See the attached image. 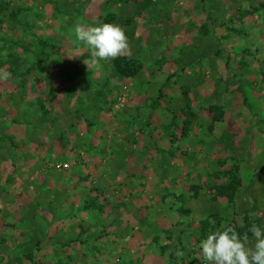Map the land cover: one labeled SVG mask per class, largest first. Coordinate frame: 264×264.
Instances as JSON below:
<instances>
[{"label": "rangeland", "instance_id": "rangeland-1", "mask_svg": "<svg viewBox=\"0 0 264 264\" xmlns=\"http://www.w3.org/2000/svg\"><path fill=\"white\" fill-rule=\"evenodd\" d=\"M93 22L119 25L129 44L99 69L74 43ZM0 37V70L12 73L0 81V264H208L210 231L264 227V0H0ZM67 66L62 102L79 99L64 119H95L94 152L82 128L72 160L28 165L7 134L33 113L12 106L28 73L58 86ZM75 166L96 177H68ZM45 167L50 192L34 184Z\"/></svg>", "mask_w": 264, "mask_h": 264}, {"label": "crops", "instance_id": "crops-1", "mask_svg": "<svg viewBox=\"0 0 264 264\" xmlns=\"http://www.w3.org/2000/svg\"><path fill=\"white\" fill-rule=\"evenodd\" d=\"M13 18V16H12ZM15 23V22H14ZM11 24V23H9ZM21 32L28 34L34 31L32 30H24V28L20 30ZM42 31V30H41ZM40 31H37V34L39 35ZM36 34V33H35ZM0 39H3L0 37ZM10 37H8L6 39L9 40ZM8 42V41H7ZM40 44V43H39ZM61 45L62 44H57L56 46V50H61ZM41 48H45L46 44H41L40 45ZM25 48V47H24ZM26 50V48L24 49ZM72 53V52H71ZM69 58V59H68ZM73 60L74 58H72L71 56L69 57H65L64 58H60V62L63 63L62 65H73ZM46 61V60H45ZM39 62H41V59H39ZM36 65V64H35ZM67 66L65 67V69L63 68V70H61V73L59 74L58 79L61 81V83H59L60 85L56 86V85H52V84H48L47 83V70L44 72V77L41 76H37L36 74L33 73H28V75H26V77L24 78L25 82H28V85L23 86L20 90L24 93L23 96L26 95V99L23 101L21 109L17 108L18 106H12V110L17 109L18 113H33V115L29 114V119L28 117H25V120L23 121H16L17 124H14V126L10 127V134H7V138H9L8 140H10L11 138H15V140L17 141L16 145H22L21 148V152L24 155V159L25 161H27V164H33L35 167L38 166V164H40L43 160L45 162H47L46 160H60V164H62L63 162H61L62 160H72L73 159V154L74 152L72 151V149H70V146L76 145L78 143V133L76 132V130L80 129L85 131V133H80V137H83L82 142H85L87 144V149L88 152H94V147L96 145V139H95V135H94V130L96 127V123H95V119L94 120H89L88 122H85L84 119H81V122H79L78 124L74 121H68L65 120L64 118L68 117L70 112H72L69 108L72 107L73 105L71 103H77L78 101V97L76 96L75 98H71L74 101L70 100V104H66V102H62L61 96H60V92H67L68 89H71L73 86L71 84H69L70 82L72 83V81H67L65 79V77H70L69 74L67 75V71L69 72V67ZM33 67H31L32 69ZM40 72V71H39ZM76 77H79L78 74H76ZM93 76V75H92ZM98 77V76H97ZM97 77H91L92 80H98ZM45 82V83H43ZM78 85V84H75ZM21 87V86H20ZM78 87V86H76ZM78 89H80L78 87ZM78 89H75L76 91H78ZM17 90L10 88V90L8 92V94L12 93V92H16ZM10 92V93H9ZM52 98L54 100H51L53 102H51L49 100V98ZM56 97H60L59 98V103L56 99ZM57 102V104H56ZM70 106V107H69ZM135 112L138 111L139 106L135 107ZM11 110V109H10ZM45 117H49L51 120L49 123H43L42 119ZM70 117V116H69ZM77 119V118H75ZM63 120H65L66 122H64L63 126L64 128L61 127V130H64V133L61 134H56V132H51V128L53 126L54 123V127L56 126L57 122H62ZM73 120V118L71 119ZM38 121V122H37ZM41 122V123H40ZM83 122L85 123L84 126L82 125ZM98 122V121H97ZM70 123V125H69ZM41 127L44 130H49L50 132H41ZM78 127V128H77ZM76 128V129H74ZM15 129H21V133H18V136H14L13 134L11 135V133H13L15 131ZM25 129H29V131H31L34 136H30V132L25 133ZM55 129H58L57 127H55ZM75 130V131H74ZM93 133V134H92ZM14 136V137H13ZM81 141V140H80ZM81 142V143H82ZM9 144V143H8ZM0 145H6L7 144L1 142ZM0 148H2L0 146ZM44 163V162H43ZM51 166V165H48ZM66 166V165H64ZM63 166V167H64ZM68 166V165H67ZM66 166V167H67ZM8 169L11 167H7ZM38 172L36 171L34 174L37 178V175L41 174V178L39 179V181L37 180V183H34L36 185H38V187H40V189H42L45 192H50L51 190H49L51 185L45 186V183L48 181L47 178L48 175L51 173H55L56 170H50L48 168H43V169H39L37 168ZM10 170V169H9ZM26 172L22 171L24 173V177H27L28 174L30 173L29 169H24ZM82 169L78 168L75 166V168L70 169L67 172V176L71 177V178H81L83 179V177H96L93 172L95 170H85V171H81ZM35 171V170H34ZM46 171V172H45ZM9 172H13V170L8 171ZM86 173V174H85ZM89 173V174H88ZM96 173V172H95ZM6 175V174H5ZM54 176V174H53ZM91 177V178H92ZM91 178H87L86 182L83 183L88 185V180H91ZM44 179V180H43ZM68 179V178H67ZM66 180V179H63ZM69 180V179H68ZM31 180H29V184H31L30 182ZM93 181L95 182L96 180L93 179ZM64 181H62L63 183ZM67 182V181H66ZM59 184H57V187L60 188L61 186H63L62 184H60L61 182H58ZM70 185H73L75 183V181L70 180ZM79 182L77 181V184ZM90 183V182H89ZM83 184V185H84ZM32 185V184H31ZM83 185H81V187H83ZM79 187V185H77L76 187L73 188V193L71 198L76 199V197L78 199H80L78 196L81 193V190H84V188ZM49 190V191H48ZM70 198V201H71Z\"/></svg>", "mask_w": 264, "mask_h": 264}, {"label": "clouds", "instance_id": "clouds-1", "mask_svg": "<svg viewBox=\"0 0 264 264\" xmlns=\"http://www.w3.org/2000/svg\"><path fill=\"white\" fill-rule=\"evenodd\" d=\"M74 36V43L89 49L88 64L95 69L101 67V61L108 62L129 47L124 30L113 23L78 24ZM11 78L10 71L0 70V81ZM199 250L208 264H264V227L253 223L241 235L230 223L221 225L199 242Z\"/></svg>", "mask_w": 264, "mask_h": 264}, {"label": "trees", "instance_id": "trees-1", "mask_svg": "<svg viewBox=\"0 0 264 264\" xmlns=\"http://www.w3.org/2000/svg\"><path fill=\"white\" fill-rule=\"evenodd\" d=\"M120 60H124V59L120 58ZM113 64H114V66H115V65L120 66V63H119V62H118V63H117V62H115V63L113 62ZM118 66H115V67H116L117 69H119ZM119 72L122 74V76H125V75H127V73H128L127 71H119Z\"/></svg>", "mask_w": 264, "mask_h": 264}, {"label": "built area", "instance_id": "built-area-1", "mask_svg": "<svg viewBox=\"0 0 264 264\" xmlns=\"http://www.w3.org/2000/svg\"><path fill=\"white\" fill-rule=\"evenodd\" d=\"M64 167H66V166H64Z\"/></svg>", "mask_w": 264, "mask_h": 264}]
</instances>
